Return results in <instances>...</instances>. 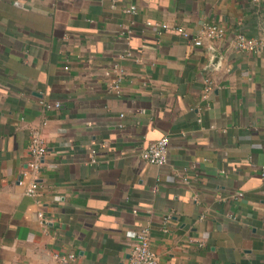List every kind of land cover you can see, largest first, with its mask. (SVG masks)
<instances>
[{
  "label": "crops",
  "instance_id": "obj_1",
  "mask_svg": "<svg viewBox=\"0 0 264 264\" xmlns=\"http://www.w3.org/2000/svg\"><path fill=\"white\" fill-rule=\"evenodd\" d=\"M237 34L264 0H0V264H127L145 226L158 264H264V51Z\"/></svg>",
  "mask_w": 264,
  "mask_h": 264
},
{
  "label": "built area",
  "instance_id": "obj_2",
  "mask_svg": "<svg viewBox=\"0 0 264 264\" xmlns=\"http://www.w3.org/2000/svg\"><path fill=\"white\" fill-rule=\"evenodd\" d=\"M134 8L130 7L127 11H132ZM162 28H168L166 24H161ZM176 32L184 37H190V34L181 26L172 27ZM223 29L217 25L208 24L205 25L203 34L209 39L219 38L223 35ZM236 43L239 48L246 49L251 52L264 51V39L246 37L242 34L236 35ZM195 45H200L202 43L201 37L194 36L192 39ZM209 82L206 81L205 93L209 91ZM113 89L117 90L119 88L118 83H115ZM55 107L59 106L58 102L54 103ZM169 147V139L167 136H162L156 141L150 143L142 152L141 158L148 164L153 165H164L167 162V152ZM29 151L32 156L29 162V170L33 172H38L42 165L44 155L46 153V147L43 138L38 133H33L29 143ZM185 180V179H184ZM186 181V180H185ZM38 183L36 180H31L29 184L26 185L25 193L34 196L38 193ZM237 195H242L238 193ZM41 217L42 214L39 213ZM132 238V244L130 246L129 258L127 264H158V257L150 244L149 228L143 227L137 231L128 234ZM61 264H67L71 256H56Z\"/></svg>",
  "mask_w": 264,
  "mask_h": 264
},
{
  "label": "water",
  "instance_id": "obj_3",
  "mask_svg": "<svg viewBox=\"0 0 264 264\" xmlns=\"http://www.w3.org/2000/svg\"><path fill=\"white\" fill-rule=\"evenodd\" d=\"M211 54L213 56L212 65H216L219 58V54L215 50L212 51Z\"/></svg>",
  "mask_w": 264,
  "mask_h": 264
}]
</instances>
